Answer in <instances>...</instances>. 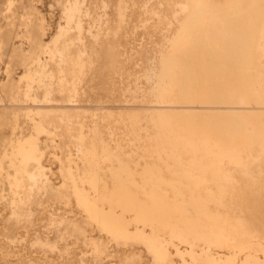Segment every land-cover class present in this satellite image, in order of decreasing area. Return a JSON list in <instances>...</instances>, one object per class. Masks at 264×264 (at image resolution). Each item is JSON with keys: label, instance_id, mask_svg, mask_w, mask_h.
Here are the masks:
<instances>
[{"label": "rangeland", "instance_id": "rangeland-1", "mask_svg": "<svg viewBox=\"0 0 264 264\" xmlns=\"http://www.w3.org/2000/svg\"><path fill=\"white\" fill-rule=\"evenodd\" d=\"M180 2L0 0V155L9 139L29 135L33 123H39L36 143L43 173L40 189L29 193L25 179L12 194L5 176L11 168L6 161L0 167V264H154L141 242L114 241L88 222L70 194L67 170L78 178L93 168L99 191L104 182L110 190L109 169L118 162L100 157L104 146L131 170L159 168L161 191L171 193L167 181L178 184L177 175L167 167L170 162L158 158L164 153L150 117L176 106L157 103L153 87L158 68L188 40L190 8L181 9ZM68 6L73 7L69 18ZM32 54L39 64L29 59ZM259 64L264 67V57ZM35 71L45 76L29 89L24 77ZM133 114L139 118L132 125ZM78 135L82 146L95 153L91 164L77 149ZM176 153L184 166L190 153L181 147ZM227 169L242 192L231 202L226 198L223 209L241 212L256 232L251 247L239 254L264 264V192L247 189V176L238 168L229 164ZM258 169H264V152L251 157L249 170ZM128 218L133 231V217ZM166 242L164 264H199L190 257V244L176 238ZM200 248L194 244L192 251L198 254ZM211 252L231 255L226 247Z\"/></svg>", "mask_w": 264, "mask_h": 264}, {"label": "bare ground", "instance_id": "bare-ground-1", "mask_svg": "<svg viewBox=\"0 0 264 264\" xmlns=\"http://www.w3.org/2000/svg\"><path fill=\"white\" fill-rule=\"evenodd\" d=\"M181 1V9L190 8L188 40L173 59L158 68L153 87L157 103L176 106L159 109L150 117L164 153V157L158 153V158L170 162L167 167L177 175L178 184L167 181L171 193L161 191L164 180L159 168L131 170L103 146L100 157L118 162L109 169L111 189L106 190L104 182L99 191L93 168L78 178L68 169L70 194L89 223L114 241L141 242L154 264H164L166 240L174 238L191 245L190 257L199 264H216L217 260L263 264L257 257L239 254L251 247L256 233L251 222L241 212L230 214L223 207L226 198L231 202L242 192L226 165L247 176V189L264 192V169L249 170L253 152H264V67L259 64L264 57V0ZM70 6L67 18L73 9ZM33 58L39 64L36 54L29 56ZM77 65L81 71L82 65ZM26 74L29 89L45 76L43 71ZM138 118L131 115L130 123ZM32 129L29 135L9 139L0 155V167L6 161L11 168L5 176L12 194L18 193L25 179L29 193L42 187L36 143L41 126L34 122ZM77 139V149L91 164L94 151L82 146L81 135ZM178 147L190 153L184 166L176 153ZM128 215L133 217V231L128 229ZM194 244L201 245L198 254L192 251ZM225 247L231 255L211 252Z\"/></svg>", "mask_w": 264, "mask_h": 264}]
</instances>
